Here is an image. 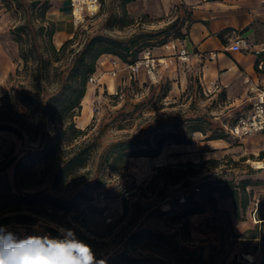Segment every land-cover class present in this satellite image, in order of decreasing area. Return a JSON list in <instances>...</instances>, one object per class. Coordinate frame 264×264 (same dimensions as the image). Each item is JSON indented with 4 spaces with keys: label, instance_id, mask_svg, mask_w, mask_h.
Segmentation results:
<instances>
[{
    "label": "rangeland",
    "instance_id": "1",
    "mask_svg": "<svg viewBox=\"0 0 264 264\" xmlns=\"http://www.w3.org/2000/svg\"><path fill=\"white\" fill-rule=\"evenodd\" d=\"M21 2L23 7H17L16 0H0V94L5 90L9 92L6 99L0 100V124H14L8 118L13 110L10 102L17 99L14 91L19 84L32 90L30 78L16 74V68L23 60L11 28L28 18L38 26L41 18L39 4L32 8L33 0ZM135 2H128L124 13L122 0H103L101 10L89 15L81 24L73 21L70 1H65L64 10H48V15L56 19L57 27L66 24L74 28L71 36L76 30L85 28L92 33L118 37L122 46L130 47L129 51L122 49L127 54L124 61L133 57L132 52L137 51L139 58L145 50H151V55L156 58L155 66L153 73L142 67L130 80L125 66L118 75L112 76L107 72L108 64H102L99 59L95 73L97 81L88 83L82 108L73 116L78 127L89 129L75 138L74 143L91 139L96 144L91 159L76 177L56 189L51 173L44 170L25 169L19 179L15 176L19 158L44 143L41 138L44 127L37 130L30 125L29 130H23L22 136L11 129L0 128V168L8 172L18 189H43L65 196L73 192L76 181H83L100 170L105 169L107 178V184L94 189L92 198L82 200L78 209L66 213L60 211L62 222L50 215L39 214L32 225L5 226L21 238L44 233L56 237L49 222L72 228L79 239L92 247L97 259H104L107 264H264V222L256 213L258 206L264 209V167H256L253 162L255 159L264 161V132L236 138L222 129L224 123L236 120L247 111L250 101L246 94H233L217 81L210 80L200 60L180 57L178 46L184 44L183 37L194 20L190 5L173 1L162 9V0H141L144 9L136 12ZM24 7H29L27 13H24ZM64 29L62 26L56 31L57 43L61 42ZM173 40L178 44L175 49L166 46ZM84 42L79 39L69 48H81ZM62 63L66 62H55V65L62 67ZM59 72L60 68L52 70L51 81L43 93L45 96L54 90L56 83L52 80L57 79ZM165 91L167 95L160 99L159 95ZM152 94V106H141L128 114V121L132 123L118 127V124L128 122L119 115V107L126 103V109L131 110L132 102L147 99ZM22 107L20 103L14 104V109ZM202 115L213 122L208 132L217 128L216 134L223 137L208 140L204 132L195 131L191 142L169 139L155 157H129L126 169L125 160L119 161L114 171L104 160L108 144L126 132L136 131L145 116L150 122H169L168 129L180 132L181 127H174L170 122L180 121L185 129L190 122H200ZM66 156L67 152L60 150L57 160ZM208 158L215 159L205 161ZM189 161L199 164L191 169ZM207 173L234 182H246V208L243 207L245 198H240V207L236 209L232 196L217 193L215 207L208 206L206 211L186 217L183 200L188 193L196 191L194 187ZM172 200L175 201L173 206ZM227 211L232 215L234 231L227 222ZM136 230L142 232L131 238V232ZM120 252L137 256L139 260L133 263L113 259ZM245 252H252L254 259H245Z\"/></svg>",
    "mask_w": 264,
    "mask_h": 264
},
{
    "label": "trees",
    "instance_id": "2",
    "mask_svg": "<svg viewBox=\"0 0 264 264\" xmlns=\"http://www.w3.org/2000/svg\"><path fill=\"white\" fill-rule=\"evenodd\" d=\"M133 0H122L124 13L127 12L126 4ZM9 3V2H8ZM17 7H23L21 0H16ZM39 4V16L41 23L34 26L30 18L15 24L11 28L13 38L19 46V53L23 60L22 65L16 68V74L29 77L32 84V90H27L25 85L20 83L15 89L14 94L17 99H11L13 104L12 115L9 116L14 124H0V128H8L16 132L19 136L23 135L24 129H30L35 126L41 131V138L44 143L36 150L23 154L16 164L15 176L19 179L21 171L44 170L51 173L52 185L56 189L65 182H70L79 173V170L85 166L91 159L92 151L95 147L94 140H84L81 143H74L75 138L86 133L87 129L78 127L73 116L82 108V99L86 95L89 78L97 72L98 61L103 54L112 53L126 59L122 49L130 50V47L122 46V40L118 37L106 35L101 32L92 33L83 28L76 30L73 36L65 39L60 47L54 40L57 31L56 19L48 15V10L53 5V0H33L32 8ZM11 6V4H9ZM29 11V7H24V13ZM84 39L83 47L76 49L69 46L77 40ZM133 57L128 61L136 60L137 51L132 52ZM65 61L60 65L55 62ZM58 77L55 81L54 90L45 96L44 90L49 81H51L52 70L59 69ZM66 72V73H65ZM14 74L12 73V76ZM8 90L0 94V100L6 99ZM152 96L149 98L132 102L133 108L127 110L124 103L118 108L122 119L129 120L128 114H133L141 106L153 105ZM167 91L159 95V98L165 97ZM20 103L22 109L15 108L14 104ZM151 103V104H150ZM26 110H25V109ZM58 115L56 117L55 115ZM131 116V115H129ZM51 117V118H50ZM59 119L57 123V119ZM190 117L189 119H191ZM200 122H190L185 129L180 121L170 122L174 127H181L180 132H174L166 126L169 122L164 120H154L150 122L149 117L145 116L143 122L134 132H126L124 136L112 140L104 151V160L108 163L111 171L117 169L119 161L125 160L124 168H127L128 158L131 156H151L159 155L167 140L175 142H191L195 131H202L206 134L205 139L223 137L222 134H216L217 128L209 133L213 122L205 115L199 117ZM128 121L118 124V127H127ZM207 124V126H205ZM53 129V130H51ZM225 129V128H222ZM74 143V144H73ZM71 145L69 148L65 146ZM65 150L67 156L64 159L57 160V153ZM215 158H208L205 161H214ZM191 169H194L199 163L189 161ZM202 165V163H200ZM0 168V225L25 224L32 225L36 222L39 214H46L53 217L54 220L62 222L64 213L76 210L84 199H91L94 189L103 187L107 184L105 172L100 170L97 174L87 176L83 181H76L73 185V192L68 195H59L43 189L21 190L14 186L10 180L9 174ZM197 172L198 170H193ZM188 180V178H186ZM247 183L244 181L234 182L227 177H216L213 173H207L200 184L196 185V191L188 193L183 200L186 205V217L190 214L204 212L208 206H216L217 193L221 196H232L235 201L236 209L240 207V198L245 202L246 208ZM175 201H171L173 206ZM256 213L261 222H264V209L258 206ZM227 222L232 231V215L227 211ZM51 230L58 235L54 228ZM142 230L131 232L130 237L139 235ZM235 235H238L235 233ZM256 236V235H254ZM117 261L128 260L137 262V256L120 252L114 256Z\"/></svg>",
    "mask_w": 264,
    "mask_h": 264
},
{
    "label": "crops",
    "instance_id": "3",
    "mask_svg": "<svg viewBox=\"0 0 264 264\" xmlns=\"http://www.w3.org/2000/svg\"><path fill=\"white\" fill-rule=\"evenodd\" d=\"M65 1L69 2L53 0L51 9L64 10ZM173 1L184 2L193 11L194 20L183 37L184 45L191 52L190 57L201 61L210 80L217 81L233 94H246L251 106L255 96L251 84L264 85V68L258 66L264 58V0H162V9ZM135 3L138 7L135 11H143L141 0ZM62 26L65 32L60 36V43L56 42L57 34L54 35L57 45L62 44L74 31L66 24L59 25L57 30ZM233 28L248 39V46L242 50L231 48L230 34ZM110 56V53H106L100 57V61ZM247 77L250 81L246 80Z\"/></svg>",
    "mask_w": 264,
    "mask_h": 264
},
{
    "label": "built area",
    "instance_id": "4",
    "mask_svg": "<svg viewBox=\"0 0 264 264\" xmlns=\"http://www.w3.org/2000/svg\"><path fill=\"white\" fill-rule=\"evenodd\" d=\"M73 21L75 24L83 23L89 15H95L101 10L103 0H69ZM233 50H242L248 46V39L238 29L231 30ZM166 46L177 48L175 40L168 42ZM180 57L184 60L190 58V50L184 45L178 46ZM104 55V54H103ZM108 59H102L101 63L108 64L107 72L116 76L125 66L129 72V79L135 78L142 67H145L149 73H153L156 58L151 55V50H145L143 55L133 61H124L119 55L110 53ZM259 68H264V58L258 63ZM250 81V78H246ZM97 76L92 74L89 82H96ZM251 89L255 90V96L248 111L241 114L236 120L224 123V128L232 136L242 138L251 134L264 131V85L261 83H252Z\"/></svg>",
    "mask_w": 264,
    "mask_h": 264
},
{
    "label": "clouds",
    "instance_id": "5",
    "mask_svg": "<svg viewBox=\"0 0 264 264\" xmlns=\"http://www.w3.org/2000/svg\"><path fill=\"white\" fill-rule=\"evenodd\" d=\"M48 226L57 231L56 237L44 233L21 238L0 225V264H107L74 229L52 222Z\"/></svg>",
    "mask_w": 264,
    "mask_h": 264
},
{
    "label": "bare ground",
    "instance_id": "6",
    "mask_svg": "<svg viewBox=\"0 0 264 264\" xmlns=\"http://www.w3.org/2000/svg\"><path fill=\"white\" fill-rule=\"evenodd\" d=\"M161 60H164V58H161ZM256 167H264V161L262 159H255L253 160ZM249 259H254V254L252 252H245L244 253Z\"/></svg>",
    "mask_w": 264,
    "mask_h": 264
}]
</instances>
